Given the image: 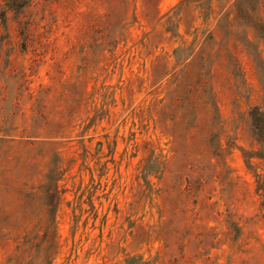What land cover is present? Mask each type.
Here are the masks:
<instances>
[{
  "label": "rangeland",
  "instance_id": "374dc122",
  "mask_svg": "<svg viewBox=\"0 0 264 264\" xmlns=\"http://www.w3.org/2000/svg\"><path fill=\"white\" fill-rule=\"evenodd\" d=\"M0 264H264V0H0Z\"/></svg>",
  "mask_w": 264,
  "mask_h": 264
}]
</instances>
